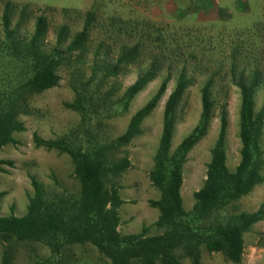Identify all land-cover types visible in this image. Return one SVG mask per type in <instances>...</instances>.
Masks as SVG:
<instances>
[{"label": "trees", "instance_id": "16d2710c", "mask_svg": "<svg viewBox=\"0 0 264 264\" xmlns=\"http://www.w3.org/2000/svg\"><path fill=\"white\" fill-rule=\"evenodd\" d=\"M67 12L64 9L62 15ZM75 15L73 24L81 16L79 12ZM15 16L17 20L12 27ZM31 21L33 31L28 37L25 33ZM94 22L95 15L87 12L76 32L70 25H59L54 45L47 49L49 19L44 15L33 19L27 6L4 3L0 18V150L18 144L14 135L25 131L21 117L32 115L33 98L58 86L60 70L72 69L74 100L64 107L77 113L80 122L69 135L55 140L33 134L37 149L55 151L70 159L78 191L47 193L31 176L32 194L27 196L25 214L0 217V264H13L14 253L22 246L41 247L49 253L47 258L31 255L28 264H72L69 257H73L74 249L91 247L98 253L100 264H183V261L201 264L203 252L221 254L226 261L241 264L244 234L264 220L262 208L253 213L235 212L240 199L264 184L261 150L264 104L259 111L255 104L263 74L253 70L247 79L233 76L240 100L239 162L233 171L226 164L228 120L224 103L218 107V134L210 150L205 180L193 194L192 208L186 211L181 196L183 168L189 153L208 134L215 103L214 80L209 77L199 91L201 110L196 126L172 150L178 108L192 82L185 68L181 69L164 104L160 138L148 173L149 183L158 193L157 200L149 201V207L158 212L157 220L138 234L123 235L118 228L119 208L124 201L117 180L131 166L125 149L142 136L143 122L164 96L173 69L167 67L158 89L129 118L124 132L108 139L99 133L103 120L109 114L124 116L135 97L163 71V65L153 59L144 73L114 98V85L109 80L115 81L123 70L141 63L145 48L138 42L131 47L122 45L112 60L114 63L109 62L110 52L101 56L94 51L88 78L77 77L90 53ZM1 165L12 163L0 161ZM150 230L155 234L149 235Z\"/></svg>", "mask_w": 264, "mask_h": 264}, {"label": "rangeland", "instance_id": "374dc122", "mask_svg": "<svg viewBox=\"0 0 264 264\" xmlns=\"http://www.w3.org/2000/svg\"><path fill=\"white\" fill-rule=\"evenodd\" d=\"M21 7L27 6L33 19L44 15L49 19L50 29L46 48L54 45L55 32L59 25L71 26L73 32L81 29L87 12L95 15L90 35L89 54L78 71L77 77L87 79L92 54L98 51L102 56L110 52L109 61L116 58L118 49L125 45H144L141 63L123 70L116 80H109L118 95L144 73L153 59L163 65V71L140 92L130 104L124 116H112L103 120L99 133L108 139L121 135L129 118L141 108L156 92L166 76L165 70L172 66L171 80L157 108L142 125L143 134L125 149L130 168L117 180L119 194L124 204L119 208L120 234H138L144 227H150L158 212L149 207V201L157 200L158 193L149 183L148 173L152 168L162 129V112L168 95L173 90L177 76L185 68L192 80L186 90L176 115L172 150L193 130L200 115L201 87L211 77L214 80L213 99L215 111L208 134L189 153L183 168L181 196L183 206L189 211L193 194L203 185L206 166L218 134V107L227 105L228 128L226 133L227 167L233 171L239 162L240 143L238 138L239 94L233 84V76L245 79L253 70L261 71L263 84L256 94V111L264 104V0H0V18L5 2ZM68 12L62 15L63 10ZM75 12L81 14L77 24ZM17 16L14 17V27ZM34 22L27 27L28 37ZM161 35V38H158ZM158 38V41L155 39ZM0 40H2L0 27ZM165 41V43H162ZM57 87L35 97L30 102L32 115L21 117L25 131L14 135L16 146L0 150V217L23 216L27 196L32 194L29 178L35 177L47 193L74 194L77 182L72 177L70 159L55 151L37 149L33 144L36 133L45 140H55L69 135L78 128L79 115L64 107L74 100L71 81L72 69L58 72ZM107 90V89H106ZM113 98V99H114ZM111 103V102H109ZM264 160V130L261 139ZM264 177V169L262 172ZM264 210V184L240 199L235 212L253 213ZM149 235L155 234L150 230ZM244 251L241 264H264V220L255 224L244 234ZM69 257L72 264H100L98 253L91 248H77ZM13 264H28L31 255L47 258L49 253L41 247H19L15 251ZM2 247L0 246V260ZM183 264H189L183 261ZM201 264H233L221 254L203 252Z\"/></svg>", "mask_w": 264, "mask_h": 264}]
</instances>
